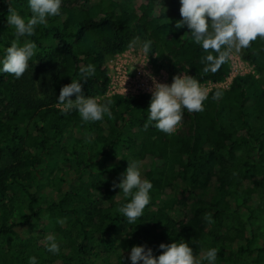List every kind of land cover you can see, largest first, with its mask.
<instances>
[{
  "label": "trees",
  "instance_id": "16d2710c",
  "mask_svg": "<svg viewBox=\"0 0 264 264\" xmlns=\"http://www.w3.org/2000/svg\"><path fill=\"white\" fill-rule=\"evenodd\" d=\"M9 8L31 16L28 0H0V59L17 41ZM180 8V0H63L62 15L17 41H34L37 52L22 78L0 74V264L31 256L39 264H95L99 256L102 264H131L134 246L158 258L162 243L180 240L194 254L216 248L217 264H264V41L241 52L255 72L211 89L204 110H184L173 135L144 128L152 95L108 94L107 59L135 34L153 41L158 67L200 84L227 80L230 63L203 72L207 53L186 25L176 27ZM88 64L96 72L81 82L83 92L112 100V115L94 123L58 105L62 87ZM128 160L143 161L153 185L135 224L120 213L127 199L113 188ZM48 234L60 242L57 255L45 249Z\"/></svg>",
  "mask_w": 264,
  "mask_h": 264
},
{
  "label": "clouds",
  "instance_id": "9594fccd",
  "mask_svg": "<svg viewBox=\"0 0 264 264\" xmlns=\"http://www.w3.org/2000/svg\"><path fill=\"white\" fill-rule=\"evenodd\" d=\"M180 4L182 20L177 22L176 27L186 25L193 41L207 53L201 61L205 64V74L216 73L222 65L231 61L234 54L249 49L257 39L264 41V0H180ZM62 5L63 0H28L31 16L26 19L9 8L7 23L14 27L17 41L22 37H32L38 26L46 25L51 17L62 15ZM17 41L6 49L4 57L0 59V74L7 73L20 79L28 70L29 61L36 55L37 45L30 40H25L22 45ZM152 45L151 39L142 40L137 36L129 42L128 48L138 55L149 57L153 54ZM95 72L92 64L82 66L79 68V79H72L70 84L62 87L58 105L63 114L76 111L83 123L103 121L105 116L112 115L111 99L99 102L98 98L86 96L82 90L81 82L88 81ZM73 95L75 99H72ZM222 96L223 92L217 90L212 99L218 101ZM207 99L208 91L190 75H177L170 85L155 83L144 128L153 126L173 135L182 122L184 110L202 112ZM128 161L126 172L119 183L113 184V188H119L127 199L120 207V213L128 224H135L151 202L153 185L143 175V161ZM205 219L211 222L210 214ZM65 222L63 218L57 220L60 225ZM43 243L47 252L53 255L60 253V242L54 234H48ZM159 247L163 252L158 258L153 256L150 248L146 250V246L132 247L129 257L131 264H217L216 248L194 254L193 248L184 240L162 243ZM28 264H39L37 257H29Z\"/></svg>",
  "mask_w": 264,
  "mask_h": 264
},
{
  "label": "rangeland",
  "instance_id": "374dc122",
  "mask_svg": "<svg viewBox=\"0 0 264 264\" xmlns=\"http://www.w3.org/2000/svg\"><path fill=\"white\" fill-rule=\"evenodd\" d=\"M209 23H211L210 19H209ZM137 36L139 35L136 34L133 35L130 41ZM229 63L231 67L230 76L227 78L225 82L220 84H213L211 82H206L200 84V86L209 92L214 87L228 86L232 82L233 78L238 75H244L246 73L255 72L254 67L246 59H244L242 53L234 54ZM106 66L108 68L110 75H115L116 78L117 77L120 78L123 75H129L130 77H133L135 79L136 78L139 80L143 79L147 85H150L148 89H150L151 91L154 90L155 83H165L170 85L173 82V78L175 76L177 75L183 76L184 74L183 71H177L176 73H171L166 68H160L154 62L153 54H151L149 57L138 55L135 52V50H129L128 46L121 52L111 54L107 59ZM117 82L115 85H112V82L110 81L108 94H114L116 93L117 90L121 89L117 85ZM128 88L129 86L125 85L123 91L126 92ZM137 91L141 92L140 89H138ZM2 164H4V161L0 160V166ZM169 211L174 216H180L182 214V207L173 206L170 208ZM98 254L99 253H97L96 255ZM102 259L103 256H99L96 259H94L95 264H102L103 261Z\"/></svg>",
  "mask_w": 264,
  "mask_h": 264
},
{
  "label": "built area",
  "instance_id": "2783aa9c",
  "mask_svg": "<svg viewBox=\"0 0 264 264\" xmlns=\"http://www.w3.org/2000/svg\"><path fill=\"white\" fill-rule=\"evenodd\" d=\"M109 77H110V81L112 82V85H115L116 82L118 81L117 85L121 89L117 90L116 93L123 94V95H137V94H142V93L152 94V91L150 89H148L150 85H147L146 82H144L143 79H140V80L137 79V78L135 79L133 77H130L129 75H123L120 78L119 77L116 78L115 75H110V73H109ZM125 85L129 86V88L127 89L126 92L123 91V88H124ZM228 86H224V87H228ZM138 89H140L141 92H138L137 91Z\"/></svg>",
  "mask_w": 264,
  "mask_h": 264
}]
</instances>
